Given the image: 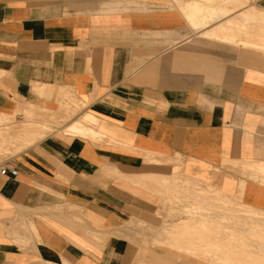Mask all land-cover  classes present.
Instances as JSON below:
<instances>
[{
    "label": "crops",
    "instance_id": "0c3cea01",
    "mask_svg": "<svg viewBox=\"0 0 264 264\" xmlns=\"http://www.w3.org/2000/svg\"><path fill=\"white\" fill-rule=\"evenodd\" d=\"M183 2L0 0V132L45 133L0 140L17 170L0 175V264L264 253V50L242 43L250 27L261 42L245 16L264 0ZM88 113L89 136L64 131Z\"/></svg>",
    "mask_w": 264,
    "mask_h": 264
},
{
    "label": "bare ground",
    "instance_id": "6f19581e",
    "mask_svg": "<svg viewBox=\"0 0 264 264\" xmlns=\"http://www.w3.org/2000/svg\"><path fill=\"white\" fill-rule=\"evenodd\" d=\"M180 1V0H179ZM187 1V0H186ZM176 2H178V0H176ZM192 2H193V0H192ZM197 2V1H196ZM182 3V2H181ZM184 3V2H183ZM188 3H191L190 2V0H189V2ZM188 3H184L185 4V6L188 4ZM198 3H200V2H198ZM142 4H143V2H142ZM142 4H140V5H142ZM191 4H193L194 6H195V4L196 3H191ZM202 4V3H201ZM139 5V4H138ZM144 5V4H143ZM200 5V4H199ZM184 6V5H183ZM197 6H198V4H197ZM140 7V6H139ZM188 7V6H187ZM187 7H186V9H187ZM196 7V6H195ZM191 8H193V7H190V9ZM198 8H200V7H198ZM197 8V9H198ZM183 10H184V7H183ZM192 10V9H191ZM191 10H187V11H191ZM199 10V9H198ZM197 10V11H198ZM194 11H196L195 9H194ZM182 12H184V11H182ZM186 12V11H185ZM192 12H193V10H192ZM191 12V13H192ZM198 12H200V11H198ZM197 12V14H199ZM191 13H190V16H191ZM219 13V12H218ZM185 14V13H184ZM219 14H221V13H219ZM188 15V14H187ZM194 17H195V15H196V13L194 14V12H193V14H192ZM197 16V15H196ZM197 17H200V15L199 16H197ZM187 18V17H186ZM189 18L191 19L192 17H188V20H189ZM245 18H246V20L248 19V20H251V19H255L257 22H259L260 24H262V28H260V29H258L259 30V32L258 33H256V35H258V36H261V39H260V41L261 42H257V43H254V41L253 40H255V39H253L252 37L253 36H255V34H253V32L254 31H252L251 29H248L249 31H245V30H242L241 28L240 29H238V27L237 28H235V27H233V26H230L231 28H230V30L229 31H227L226 29H225V31H227L228 32V35H229V37H227L225 34H224V32H223V34H224V36H226V37H224V36H222V34L221 33H219V34H221L220 36H221V38H226L225 40H229V42H234L236 39H239L238 37H239V35L238 34H241L240 32H242L243 33V31H245L244 32V34H242V35H244V37H247V33L250 35V36H248L247 38H246V40H244L242 43L244 44V45H246V46H252V47H254V48H257V49H261V50H264V11H259V13L257 12H255V11H252V10H250L248 13H247V15L245 16ZM197 19V18H196ZM199 19V18H198ZM190 21V20H189ZM194 21V20H193ZM193 21H190V22H193ZM195 22V21H194ZM193 22V23H194ZM207 22V21H206ZM205 22V23H206ZM192 23V24H193ZM196 23H197V21H196ZM200 23H202V22H200ZM204 23V24H205ZM195 25V24H194ZM197 25V24H196ZM201 25V24H200ZM199 25V26H200ZM198 26V25H197ZM260 27H261V25H260ZM229 29V28H228ZM223 31H224V28L222 29ZM242 30V31H241ZM211 31H209L208 33H210ZM227 32H225L226 34H227ZM208 33L206 34V35H208ZM212 33H214V32H212ZM255 33V32H254ZM211 34V33H210ZM212 35V34H211ZM213 35H215V33L213 34ZM238 35V36H237ZM241 36V35H240ZM45 113V112H44ZM46 113H47V111H46ZM48 114V113H47ZM46 114V115H47ZM45 115V114H44ZM54 115V114H53ZM32 116V115H31ZM51 116V115H50ZM62 116V115H61ZM48 117V116H47ZM57 117V115L55 116V118ZM59 117V116H58ZM49 118V117H48ZM52 118L54 119V116H52ZM47 119V118H46ZM51 120L50 119V121H52V122H54L55 121V119L54 120ZM59 119V118H58ZM57 119V120H58ZM64 120V116H62L61 117V120ZM56 120V121H57ZM44 122V121H43ZM45 122H46V120H45ZM95 118L91 115V114H86L83 118H81V121H80V123L78 124V125H73V126H70L69 128H67V129H64V131L66 132V133H71V134H75V135H83V136H89V134H90V130L87 128L88 126H93V125H95ZM49 124L51 125V123L49 122ZM83 124V125H82ZM42 125V124H41ZM60 125V124H59ZM33 128H34V124L32 123V122H30V123H23V124H15V125H13V126H10V128H8V129H5L6 131H4V133H3V131H1L0 132V140H1V143L3 142H5V141H7L8 142V145L10 146V145H13L12 143H14V146H15V148H14V150L16 149H20L21 147H23V146H25V145H28V144H30V143H32V142H34L38 137H41L43 134H45V133H33V131L34 132H36L35 130H33ZM44 128H47V124L45 123V124H43L42 125V128L41 129H43L42 130V132H44ZM35 129V128H34ZM38 129V128H37ZM2 130V129H1ZM33 130V131H32ZM47 130V129H46ZM39 131L41 132V130L39 129ZM63 131V132H64ZM64 132V133H65ZM44 136V135H43ZM20 142V145H18V143ZM0 143V144H1ZM2 143V144H3ZM6 143V142H5ZM4 143V144H5ZM22 143V144H21ZM3 144V145H4ZM3 145H1V146H3ZM6 145H7V143H6ZM5 146V145H4ZM6 147V146H5ZM10 147H6V149H9ZM1 149V148H0ZM3 149V148H2ZM4 150H5V148H4ZM244 164V163H243ZM237 165V164H236ZM242 165V164H241ZM245 165V164H244ZM244 165H242L241 167L244 169L245 168V166H247V164L244 166ZM251 165V164H250ZM239 167H240V165H238ZM237 166V167H238ZM244 166V167H243ZM253 167L252 168H254L255 166H257V168H258V164L257 165H252ZM235 167V166H234ZM233 167V168H234ZM236 167V168H237ZM240 167V170L242 169ZM251 167V166H250ZM247 168V167H246ZM256 167L254 168V169H257ZM238 169V168H237ZM243 169H242V171H243ZM260 169H263V166L262 167H260ZM250 170H253V169H250ZM244 171H246V169L244 170ZM243 171V172H244ZM249 170L247 169V171L246 172H248ZM257 171V170H256ZM258 171H260V170H258ZM245 172V173H246ZM263 172H264V170H263ZM262 173V172H261ZM260 173V174H261ZM247 174V173H246ZM255 174H258V172L257 173H255ZM252 175H254V174H252ZM259 175V174H258ZM263 175V174H262ZM253 178V177H252ZM247 179H249V178H247ZM255 181V180H254ZM239 186V187H238ZM238 188H240V186L241 185H239L238 184ZM241 188H242V186H241ZM237 193L238 192H236V195H237ZM236 198L237 199H239V196H236ZM162 236V235H161ZM168 236V235H167ZM177 237V236H176ZM162 239V238H161ZM167 240V239H166ZM184 240V239H183ZM190 240V239H189ZM171 241H172V239H171ZM155 242V241H154ZM170 242V241H169ZM174 242V241H173ZM187 242H188V240H187ZM162 243H164V241L162 242ZM168 243V242H167ZM175 243V242H174ZM177 243V242H176ZM150 244V243H149ZM171 244V243H170ZM178 244V243H177ZM172 245V244H171ZM180 245V244H179ZM173 246V245H172ZM176 247V246H175ZM197 247V246H196ZM181 248V247H180ZM194 249H195V247H194ZM189 253L190 254H193V255H203L205 258H208L209 256V254H214V255H216V257L215 258H219L221 261H222V264H264V253H259V256L255 253V254H253L251 251H248V252H224V251H211V250H201V251H198V252H196V251H190L189 250ZM212 254V255H213ZM213 255V256H214ZM200 256V257H201ZM207 256V257H206ZM211 256V255H210ZM210 259V258H209ZM213 259V258H212ZM218 259V260H219ZM207 260V259H206ZM220 261V262H221ZM260 261V262H259ZM216 262H217V260H216ZM220 262L219 263H217V264H220Z\"/></svg>",
    "mask_w": 264,
    "mask_h": 264
},
{
    "label": "rangeland",
    "instance_id": "374dc122",
    "mask_svg": "<svg viewBox=\"0 0 264 264\" xmlns=\"http://www.w3.org/2000/svg\"><path fill=\"white\" fill-rule=\"evenodd\" d=\"M29 4H30V6H32V7H40V6H42V7H46V6H49L50 4L51 5H58V4H64V1H67V0H26ZM117 3H119V2H117ZM65 10V9H64ZM254 19V18H253ZM257 23V21L254 19V21L253 22H250L251 24H253V23ZM259 23V22H258ZM260 24V23H259ZM250 29H251V27H250ZM253 29V28H252ZM250 36V35H249ZM256 38H258V37H256ZM50 119L52 120L53 118H52V116L50 117ZM55 119V118H54ZM53 119V120H54ZM12 144H14V143H12ZM22 144V143H21ZM18 145H20V142L18 143ZM237 203L235 202L234 203V205H236ZM236 213H242V212H239V211H236ZM233 237H234V235H233ZM224 252H229V251H224ZM231 252H248V251H231Z\"/></svg>",
    "mask_w": 264,
    "mask_h": 264
},
{
    "label": "built area",
    "instance_id": "2783aa9c",
    "mask_svg": "<svg viewBox=\"0 0 264 264\" xmlns=\"http://www.w3.org/2000/svg\"><path fill=\"white\" fill-rule=\"evenodd\" d=\"M7 174L15 176L17 174V170L15 168H9L7 165L0 163V175L4 176Z\"/></svg>",
    "mask_w": 264,
    "mask_h": 264
}]
</instances>
